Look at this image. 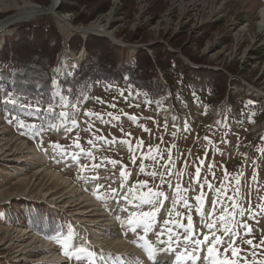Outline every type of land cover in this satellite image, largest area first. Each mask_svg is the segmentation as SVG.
Here are the masks:
<instances>
[{
  "label": "rangeland",
  "instance_id": "rangeland-1",
  "mask_svg": "<svg viewBox=\"0 0 264 264\" xmlns=\"http://www.w3.org/2000/svg\"><path fill=\"white\" fill-rule=\"evenodd\" d=\"M16 1L42 8L52 2ZM61 4L69 11L59 14ZM58 7L56 13L70 23L74 17L86 20L71 23L81 30L98 18L109 19L103 34L117 42L110 40L123 63L140 50L153 56L151 47L162 46L193 68L223 70L239 81L230 90L240 92L252 111L247 118H231L226 102L212 104L205 88L199 97L177 77L173 91L155 102L135 96L124 81L123 86H92L80 106L54 81L55 105L40 117L32 105L4 97L0 79V264H46L48 252L24 239L28 235L51 242L62 264L100 263L106 260L101 250H110L111 258L124 254V263L142 254L138 263L143 264L144 254L155 251L202 264H264V0H58ZM15 10L0 11V23ZM44 13L29 21L51 17L64 37L51 69L56 76L72 73L86 60L83 47L79 52L68 47L71 36L106 37L68 31L57 16ZM26 22L0 33V51L15 33L13 26ZM135 33L142 38H127ZM171 40L180 46L172 47ZM181 50L204 61L195 64ZM159 77L166 85L160 71ZM52 115L57 120L45 125ZM20 201L35 202L60 218L68 237L59 233L48 240L22 220L5 222L2 210ZM146 212L154 215L145 218ZM91 233L105 240L100 248ZM216 237L222 242L213 245Z\"/></svg>",
  "mask_w": 264,
  "mask_h": 264
},
{
  "label": "trees",
  "instance_id": "trees-1",
  "mask_svg": "<svg viewBox=\"0 0 264 264\" xmlns=\"http://www.w3.org/2000/svg\"><path fill=\"white\" fill-rule=\"evenodd\" d=\"M47 5L49 0H36ZM68 7L62 4L58 7L59 14L68 12ZM0 13V19L3 18ZM38 19V18H37ZM83 18L74 17L71 23L82 24ZM17 27L11 37L4 39L0 51V79L3 83V96L13 95L19 100L32 105L41 117V112L54 107L55 99L51 95L52 82L59 85L61 94L81 105L85 95L90 93L92 86L99 87L123 86L138 98L147 102H155L173 91L174 79L181 77L183 83L200 93L206 89L212 104L226 102L231 118L239 120L249 117L252 111L248 104L241 102L240 92L234 93L230 85H238L236 79L220 71L204 67L193 68L180 59L176 52L167 51L165 47L152 46L151 56L147 51L140 50L131 62L123 63L120 48L103 36L88 35L86 38L74 34L67 40V45L73 52H79L82 47L87 53L86 60L72 73L56 76L51 69L57 65V56L63 51L64 37L59 32L51 17L42 16L36 21H28ZM12 27V28H13ZM130 40L142 38L135 33L127 36ZM174 48L178 42L170 41ZM182 54L195 64L204 60L181 50ZM10 66V67H7ZM228 73L234 74L232 67H223ZM159 71L164 75L166 85L160 82ZM199 97H203L200 93ZM254 104H262L253 96H249ZM248 98V97H247ZM264 115V112H263ZM57 116H49L43 121L52 124ZM2 217L7 223L16 224L22 220L26 227L45 239L68 237L69 228L65 227L60 218L54 217L35 202H12L2 210Z\"/></svg>",
  "mask_w": 264,
  "mask_h": 264
},
{
  "label": "bare ground",
  "instance_id": "bare-ground-1",
  "mask_svg": "<svg viewBox=\"0 0 264 264\" xmlns=\"http://www.w3.org/2000/svg\"><path fill=\"white\" fill-rule=\"evenodd\" d=\"M55 0H52V5L54 4ZM222 2L219 4L221 5ZM9 8H13L16 9L15 12L8 16L7 18L4 19L3 22L0 23V33H4L10 25H13L15 23L24 21V20H31L34 19L36 16H41L45 10L44 8H42L41 6L39 7V5L32 3V2H28V1H24L23 3L19 4L17 3L16 0H13L11 3H7L5 0H2L0 2V11H3L5 9H9ZM52 14V13H50ZM54 15V14H52ZM260 15V14H259ZM55 16V15H54ZM261 30H264V10L261 12ZM56 19L58 20L59 23L65 25L68 29V31H73L76 32L77 30L82 31L84 33H94V34H98V35H104L103 33L105 32V28L108 24L107 21H109V19H103V18H98L94 23H93V27L89 28V29H84L82 27H78V28H82L81 29H77V28H73L75 27L74 25L69 24L67 18H65L64 16H57ZM71 25V26H70ZM106 25V26H105ZM110 33V32H109ZM111 35H113L112 33H110ZM117 38V37H116ZM118 43H121V40H117ZM133 45V44H130ZM170 50L173 51L172 48L168 47ZM259 94V93H258ZM262 97L264 98V95H262ZM62 123L58 124V126L56 127H62ZM109 231V230H108ZM24 234H29V231L25 230ZM95 234V233H94ZM91 233V239H95V247L100 248L102 246V243L105 242V240L99 236H96ZM118 234V233H117ZM115 233V235H113V237L117 235ZM22 236V234H21ZM108 236V235H106ZM32 239L31 242H33V244L36 245V247H38L39 249L42 250H46L48 252V255L45 256L46 258H48V260L46 261V264H62L64 261L62 260L63 258L57 253V250H55V246L52 245L51 242H47L44 241L43 239L39 238H33V235H28L27 238L24 239ZM97 242V243H96ZM112 242V241H110ZM112 245V243H111ZM104 253V257H106V260H103L100 263H96V264H140L138 263V261H142L141 257L143 258L142 254H134V257H129L127 258L128 261L127 263L123 262V260L126 259V257H120L123 256L124 254H118L115 255V257L111 258V254H110V250H101ZM148 251V250H147ZM126 255V254H125ZM144 256L147 258L145 260V263L143 264H202L201 261L199 259L193 258V257H181L177 254H169V255H160L157 254L155 255V259L154 260H150L149 256H146L144 254ZM62 258V259H61ZM141 259V260H140ZM145 259V258H144ZM112 261V262H111ZM94 262V261H92Z\"/></svg>",
  "mask_w": 264,
  "mask_h": 264
},
{
  "label": "snow or ice",
  "instance_id": "snow-or-ice-1",
  "mask_svg": "<svg viewBox=\"0 0 264 264\" xmlns=\"http://www.w3.org/2000/svg\"><path fill=\"white\" fill-rule=\"evenodd\" d=\"M205 139H207V137L205 138ZM54 147H60L59 145H54ZM93 179H95V178H93ZM148 195L149 196H151L152 195V193H151V190H149V193H148ZM155 195H157V196H160V195H163V193H156ZM197 199H199V197H197ZM145 202H150V201H148V200H146ZM215 203V202H214ZM152 215H154V213H148V212H146V213H143V217H145V218H150ZM221 219H223V217L221 218ZM146 225L149 223V220H144L143 221ZM189 222H191V218H189ZM208 227L209 228H211L212 227V225L211 224H209L208 225ZM205 241H207L208 240V237L207 236H205ZM222 241L220 240V238L219 237H216L215 238V240L213 241V245H215V244H219V243H221ZM197 243H200L199 241H197ZM248 243H251V241H248ZM84 249H78L77 251L78 252H80V251H83ZM213 250H214V248L213 247H209L208 248V252H209V256H211V254H212V252H213ZM233 250V252H234V254H235V249H232ZM66 255H67V253H65ZM77 258H79V256H77ZM156 257H155V251H152V252H150L149 253V259L150 260H154ZM215 264H232V262H230V261H217V262H215Z\"/></svg>",
  "mask_w": 264,
  "mask_h": 264
},
{
  "label": "water",
  "instance_id": "water-1",
  "mask_svg": "<svg viewBox=\"0 0 264 264\" xmlns=\"http://www.w3.org/2000/svg\"><path fill=\"white\" fill-rule=\"evenodd\" d=\"M57 7H58V0H55L54 1V4L52 5V2H51V5L48 7V8H44V10H45V13L44 14H50V13H52V14H54L55 16H63V15H58L57 13H56V9H57ZM67 17V16H66ZM68 18V17H67ZM29 21V20H28ZM69 22V21H68ZM69 24H71L70 22H69ZM72 25V24H71ZM104 36H106L109 40H112V41H114V39L110 36V35H108V34H105ZM115 42V41H114ZM115 43H117V42H115Z\"/></svg>",
  "mask_w": 264,
  "mask_h": 264
}]
</instances>
